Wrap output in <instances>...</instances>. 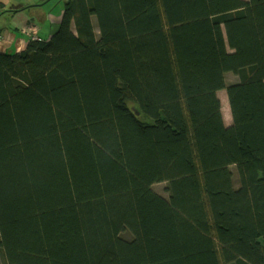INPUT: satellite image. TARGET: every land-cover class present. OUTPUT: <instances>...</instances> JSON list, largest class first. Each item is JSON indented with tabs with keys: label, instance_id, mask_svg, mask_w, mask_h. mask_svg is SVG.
I'll use <instances>...</instances> for the list:
<instances>
[{
	"label": "trees",
	"instance_id": "obj_1",
	"mask_svg": "<svg viewBox=\"0 0 264 264\" xmlns=\"http://www.w3.org/2000/svg\"><path fill=\"white\" fill-rule=\"evenodd\" d=\"M49 3L0 53V264H264V0Z\"/></svg>",
	"mask_w": 264,
	"mask_h": 264
},
{
	"label": "crops",
	"instance_id": "obj_2",
	"mask_svg": "<svg viewBox=\"0 0 264 264\" xmlns=\"http://www.w3.org/2000/svg\"><path fill=\"white\" fill-rule=\"evenodd\" d=\"M43 0H0L2 11H12L0 16V53H21L32 38L30 36L32 26H37L38 37H41L40 25H45L44 36L46 40L52 37L62 21L58 7L52 3L42 5ZM22 6H33L28 11H19ZM13 11H19L13 13Z\"/></svg>",
	"mask_w": 264,
	"mask_h": 264
},
{
	"label": "rangeland",
	"instance_id": "obj_3",
	"mask_svg": "<svg viewBox=\"0 0 264 264\" xmlns=\"http://www.w3.org/2000/svg\"><path fill=\"white\" fill-rule=\"evenodd\" d=\"M40 28H41V30H43L41 32V37L44 39L47 38V36L46 37L44 36V32H45L44 29L47 27L42 24V25H40ZM212 65H213V69H214L215 74H216V79L220 84H223L224 86H226V85L230 84L232 81H234V78H236L234 75L226 74L222 71L221 63H220V57H219L218 49L216 47L214 48V50L212 52ZM218 95H219V98L221 99V102H222L223 114H224L226 124L229 125L231 123V113H230V107H229V103H228V97H227L226 90L219 92ZM233 173H234V183H236L238 186L239 178H238V173L236 171V168H233ZM152 189L156 193H158L159 195H161L165 198H168L167 184H165V183L156 184L152 187ZM125 237L129 238V235H125Z\"/></svg>",
	"mask_w": 264,
	"mask_h": 264
},
{
	"label": "built area",
	"instance_id": "obj_4",
	"mask_svg": "<svg viewBox=\"0 0 264 264\" xmlns=\"http://www.w3.org/2000/svg\"><path fill=\"white\" fill-rule=\"evenodd\" d=\"M30 36H31L33 41L39 40L37 27L32 26Z\"/></svg>",
	"mask_w": 264,
	"mask_h": 264
}]
</instances>
